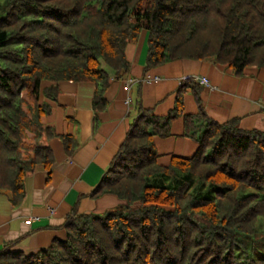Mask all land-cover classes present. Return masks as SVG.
I'll use <instances>...</instances> for the list:
<instances>
[{
    "label": "trees",
    "instance_id": "trees-1",
    "mask_svg": "<svg viewBox=\"0 0 264 264\" xmlns=\"http://www.w3.org/2000/svg\"><path fill=\"white\" fill-rule=\"evenodd\" d=\"M147 31L144 70L178 59L226 65L235 76L264 68V0H0V191L19 206L24 181L50 169L55 131L42 122L59 81L92 82V108L106 109L125 51ZM199 104L186 114L182 89ZM184 80L174 107L156 115L137 103L125 139L90 197L116 196L105 213L65 220L66 238L35 254L0 252V264H264V131L219 123ZM183 117L190 157L158 163L155 137ZM72 155L78 142L59 135Z\"/></svg>",
    "mask_w": 264,
    "mask_h": 264
},
{
    "label": "crops",
    "instance_id": "crops-1",
    "mask_svg": "<svg viewBox=\"0 0 264 264\" xmlns=\"http://www.w3.org/2000/svg\"><path fill=\"white\" fill-rule=\"evenodd\" d=\"M147 35L143 30L127 45L130 70L124 78L111 81L105 93L107 107L101 112L92 108L94 83L44 82V87L52 84L59 91L54 100H47L51 112L42 118L57 134L49 142L54 162L49 170L37 166L25 178V196L19 206L0 191V252L31 255L47 249L54 240H64L65 220L75 205L79 214H101L123 203L114 195L94 198L89 194L124 141L137 103L165 115L187 78L209 80L211 86L200 85L199 98L211 119L219 123L237 119L242 129L264 131V68H246L238 77L214 59H178L145 71ZM146 77L150 80L145 81ZM182 98L184 112L195 114L199 104L191 87L182 89ZM170 131L167 137L154 138L158 163L163 166L172 157H190L197 150V144L184 136L183 117L173 120ZM59 135H71L78 142L72 155L66 153Z\"/></svg>",
    "mask_w": 264,
    "mask_h": 264
},
{
    "label": "built area",
    "instance_id": "built-area-1",
    "mask_svg": "<svg viewBox=\"0 0 264 264\" xmlns=\"http://www.w3.org/2000/svg\"><path fill=\"white\" fill-rule=\"evenodd\" d=\"M154 79L157 80L158 77H155ZM148 80H150L149 77H146L145 81H148ZM195 81L198 82L200 85L205 86V87L211 86L209 80L206 77H197V78H195ZM51 211H53V209H51Z\"/></svg>",
    "mask_w": 264,
    "mask_h": 264
},
{
    "label": "rangeland",
    "instance_id": "rangeland-1",
    "mask_svg": "<svg viewBox=\"0 0 264 264\" xmlns=\"http://www.w3.org/2000/svg\"><path fill=\"white\" fill-rule=\"evenodd\" d=\"M112 210V209H111Z\"/></svg>",
    "mask_w": 264,
    "mask_h": 264
}]
</instances>
